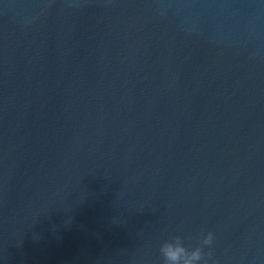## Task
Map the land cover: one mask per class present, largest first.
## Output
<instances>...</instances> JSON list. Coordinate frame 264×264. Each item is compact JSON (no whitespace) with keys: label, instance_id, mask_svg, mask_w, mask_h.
Here are the masks:
<instances>
[{"label":"water","instance_id":"obj_1","mask_svg":"<svg viewBox=\"0 0 264 264\" xmlns=\"http://www.w3.org/2000/svg\"><path fill=\"white\" fill-rule=\"evenodd\" d=\"M264 264V0H0V264Z\"/></svg>","mask_w":264,"mask_h":264},{"label":"clouds","instance_id":"obj_2","mask_svg":"<svg viewBox=\"0 0 264 264\" xmlns=\"http://www.w3.org/2000/svg\"><path fill=\"white\" fill-rule=\"evenodd\" d=\"M199 246L189 248L185 245L184 239L180 235L172 236L160 246V253L163 257V264H208L205 257H211L212 253L204 252V248L211 247L214 243V234L208 232L207 235L201 233Z\"/></svg>","mask_w":264,"mask_h":264}]
</instances>
